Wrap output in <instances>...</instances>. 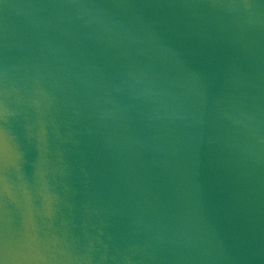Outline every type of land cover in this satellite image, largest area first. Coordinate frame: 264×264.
Wrapping results in <instances>:
<instances>
[{"label": "water", "instance_id": "95a60500", "mask_svg": "<svg viewBox=\"0 0 264 264\" xmlns=\"http://www.w3.org/2000/svg\"><path fill=\"white\" fill-rule=\"evenodd\" d=\"M0 264H264V0H0Z\"/></svg>", "mask_w": 264, "mask_h": 264}]
</instances>
